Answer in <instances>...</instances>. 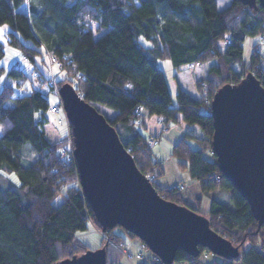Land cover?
Returning <instances> with one entry per match:
<instances>
[{
  "label": "trees",
  "instance_id": "obj_1",
  "mask_svg": "<svg viewBox=\"0 0 264 264\" xmlns=\"http://www.w3.org/2000/svg\"><path fill=\"white\" fill-rule=\"evenodd\" d=\"M0 24L9 25L7 42L32 63L30 91L21 95H14V86L1 82V76L6 72L17 81L26 72L0 64V173L13 171L19 181L17 188H0V264H55L90 249L75 235L91 221L98 224L80 188L74 157L61 156L64 142H50L44 131L48 96L59 97L58 88L65 82L100 113L98 104L114 110L112 117L102 114L163 198L199 213L200 197L190 200L176 187L158 185L162 158H156L147 142L145 119L157 116L165 125L183 122L201 130L185 132L169 156L203 193L230 191L234 208L212 195L205 216L240 253L227 259L199 246L198 256L177 250L173 262L264 264V223L258 225L247 201L219 170L210 146L214 92L225 83L239 82L248 71L264 87V59L257 43L247 59L243 55L248 37L258 35L264 41V6L253 9L239 0H230L223 9L216 0H0ZM43 53L60 65L62 76L54 86L37 66V56L45 61ZM4 54L0 41V59ZM159 60H168L175 70L210 62L195 79L205 98L178 85L173 103ZM70 135L73 139L71 130ZM115 227L105 231L108 240L100 245L106 247V264H119L122 258L116 246L124 238ZM137 264L164 263L152 253Z\"/></svg>",
  "mask_w": 264,
  "mask_h": 264
},
{
  "label": "water",
  "instance_id": "obj_2",
  "mask_svg": "<svg viewBox=\"0 0 264 264\" xmlns=\"http://www.w3.org/2000/svg\"><path fill=\"white\" fill-rule=\"evenodd\" d=\"M250 8L264 0H239ZM73 136L78 180L102 231L120 226L139 238L164 264L177 250L198 256L199 246L232 259L239 247L215 232L208 218L163 198L136 166L116 129L73 85L58 88ZM210 138L218 168L247 201L258 225L264 223V87L248 71L212 95ZM55 264H106V247L88 249Z\"/></svg>",
  "mask_w": 264,
  "mask_h": 264
},
{
  "label": "rangeland",
  "instance_id": "obj_3",
  "mask_svg": "<svg viewBox=\"0 0 264 264\" xmlns=\"http://www.w3.org/2000/svg\"><path fill=\"white\" fill-rule=\"evenodd\" d=\"M230 0H216L217 8L223 9L228 5ZM10 29L9 25L7 24H0V41L4 44V56L0 59V64L5 67L6 70H8L12 65H16L19 68H22L27 76L25 78L18 79L17 81L13 78H9L6 76V72L1 76V82H10L14 86V95H21L23 93H27L30 91V78L32 77V63L30 61H26V58L24 55H22V51L18 49L17 47L12 46L10 43L7 42V38L9 35L6 33ZM144 40V39H143ZM257 43V49L260 50L262 57L264 59V41L259 40V36H253L248 37L244 43H243V55L244 58L247 59L250 55L252 44ZM42 57H44L45 61H40V58L36 57L37 66L39 69L43 72V74L46 77L49 78V83L53 86L56 85V78H60L62 76V73H60L59 63L53 60L47 53H43ZM247 63V61H246ZM158 67L163 70L166 82L171 94V98L173 103H175V94L178 89V84L176 82V78L174 77V71H172L169 68V61L168 60H159L158 61ZM198 65V64H196ZM210 65V62H203L198 65V68L194 71L189 69L182 70L184 74V79L187 80V82L183 81V84L188 87L189 91H191L192 94L205 98V94L201 90H198L195 85V79L205 73ZM38 72V71H37ZM196 73V75H199L197 77L193 78L192 74ZM201 73V74H200ZM36 73L33 74V78H35ZM176 76V75H175ZM20 82V84H17ZM195 85V86H194ZM194 86V87H193ZM48 100L51 106L58 105L59 97L55 93H51L48 96ZM10 104V103H9ZM98 107L100 108L101 112L104 113L107 117H112L114 114V110L104 104H98ZM157 117V116H156ZM47 122L44 124V131L47 139L50 142H62L63 144H66L65 138L69 135L72 142V137L70 135V128L67 123V118L65 115V112L63 108H60V110L57 113L51 112L50 110L47 112ZM160 121V128L162 130L168 129V125L163 124V122L160 120V117H157ZM1 133V129H0ZM148 135H151L155 137L158 140L157 136L152 134L151 132H147ZM68 138V137H67ZM155 144L153 145V151L156 153L158 152L159 146ZM191 145L193 147H197L198 145L195 142H191ZM63 146V145H62ZM25 147H28L27 144H25ZM171 148V146H170ZM170 153V152H169ZM25 163H28V160L26 157H24ZM163 158V157H162ZM171 156H166L165 159L170 160ZM153 176V175H151ZM150 176V177H151ZM161 177V176H160ZM159 177V178H160ZM158 179V178H157ZM156 179V180H157ZM185 184V183H184ZM19 186L18 178L15 174V172L10 171H1L0 173V188H17ZM181 193L184 197L190 200H194L196 197H200V204H199V211L201 214H206L209 211L210 202L212 195L219 197V199L226 205H228L231 208H234V205L229 197L230 191L228 190H221L217 189L212 192V195L209 193H203L198 185V183L195 181V183L190 184L188 188H184L181 190ZM119 231L122 233L124 241L117 245L116 248L121 252L122 258L119 259V264H137L141 260H148L149 257H152V252L147 248V246H143L142 241L134 236V242L130 243L129 240L132 238L125 233L122 228L119 226H116L114 228V231ZM76 237L82 241H84L87 246L90 249H96L98 247H101V243L104 240H108L107 234L105 231H102L98 226H96L92 221L85 229L77 230L75 233ZM249 247V243H246L244 245V249ZM125 250L130 253L131 257L126 258L123 254V251ZM207 255V254H205ZM156 256V255H155ZM159 260V258H158ZM171 264H176L175 262ZM233 264H243L241 260H235Z\"/></svg>",
  "mask_w": 264,
  "mask_h": 264
},
{
  "label": "crops",
  "instance_id": "obj_4",
  "mask_svg": "<svg viewBox=\"0 0 264 264\" xmlns=\"http://www.w3.org/2000/svg\"><path fill=\"white\" fill-rule=\"evenodd\" d=\"M198 65L184 64V65H181L179 69L175 70L169 64V68L172 71L176 72V76L174 77L176 78L177 84L182 89H184L185 91H187L193 96H196V95L192 94L191 91H189L188 87L183 84V81L187 82V80L184 79L185 75L183 76L182 74H184L183 73L184 70L189 71V69L190 70L192 69L194 71L195 69L198 68ZM192 75L194 78V77H197L199 73L198 75H196V73ZM145 126L147 129V132H151L152 134L157 136L159 139V143L157 144L159 148L157 149L158 152H156V158L163 157L161 161L162 167H163V175L157 179L158 185L163 187V186H170L175 183H185V189H186L189 187L190 184L195 183V181L189 177L187 170L180 169L178 167L175 158L171 157L170 160L168 159L166 160L165 157L169 155L170 146L176 143L185 132L192 131L196 134H201V130L196 125H187L183 122H176V123L169 124L168 129L161 131L160 121L156 116L147 117L145 119ZM134 241H135L134 238L129 240L130 243Z\"/></svg>",
  "mask_w": 264,
  "mask_h": 264
},
{
  "label": "built area",
  "instance_id": "obj_5",
  "mask_svg": "<svg viewBox=\"0 0 264 264\" xmlns=\"http://www.w3.org/2000/svg\"><path fill=\"white\" fill-rule=\"evenodd\" d=\"M260 40H263V37L261 36L260 37ZM53 60L55 59L51 54H49V53H47ZM62 106V100H61V98H59V102H58V105L56 106V105H53V106H51L50 107V111L51 112H54V113H57L59 110H60V108H62L61 107ZM141 109H142V107H139V111H141ZM67 120V119H66ZM67 123H68V121H67ZM68 137V138H67ZM66 138H65V142H66V144H63V146H61V149H60V155L61 156H64V155H67V154H72V156L74 157V155H73V149H74V144H73V140H72V142H71V138H70V136L68 135ZM64 142V141H63ZM147 142H148V144L149 145H151V146H153V145H155V144H158V140L155 138V137H153V136H151V135H149L148 137H147ZM172 187H176L177 189H179V190H183L184 188H185V184L184 183H176V184H172L171 185ZM142 244H143V246H146L143 242H142ZM123 251V254H124V256L126 257V258H130L131 257V255H130V253L129 252H127V251H125V250H122ZM156 260H158V257L156 256ZM107 264H114L113 262H109V263H107Z\"/></svg>",
  "mask_w": 264,
  "mask_h": 264
}]
</instances>
